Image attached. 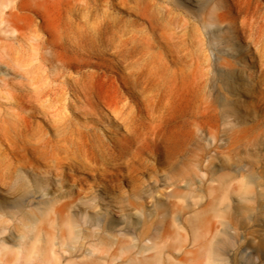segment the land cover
Segmentation results:
<instances>
[{
	"label": "bare ground",
	"instance_id": "obj_1",
	"mask_svg": "<svg viewBox=\"0 0 264 264\" xmlns=\"http://www.w3.org/2000/svg\"><path fill=\"white\" fill-rule=\"evenodd\" d=\"M74 1L78 0H0V71L6 68L14 77H20L28 84H38L40 92L43 90L40 85L45 84L46 89L47 85L52 86L49 87L52 100L47 105L52 110L47 114L55 122L54 138L43 137L30 148V155L36 149L40 151L38 158H27L9 147H0V211L10 215H0V264H185L182 254L188 253L186 245L178 244L177 249L165 245L159 225L153 229L148 222L154 217H166L167 203L155 200L152 206L145 207L142 198L152 195L162 181L167 185L174 184V188L163 195L165 200L180 198L187 202L195 196L192 193L199 183L195 172L185 183V188L193 191L187 196L175 187L174 181L182 176L174 168L163 175L143 163L139 166L144 170V176L137 177L128 163L126 177L130 183L126 194L114 182L113 176H102L95 186L78 182L68 174L74 171L73 165L62 161L71 156L82 168H91L86 160L96 161L95 156L101 160L121 158L139 142L135 135H139V128L144 127L136 119L137 113L141 112L137 108L139 104L134 109L123 103L115 82L126 86L132 96L136 92L153 93L159 116L150 127V135L173 130L175 136L179 133L181 123L170 124V121L173 106L179 107L183 98L187 102L189 121L195 127L201 108L205 111L211 108L210 103L201 106V90L205 88L206 80L215 75L216 69L235 72L236 79L227 85L229 93L235 97L233 102L242 107L251 91L246 68L253 67V60L246 56L244 45L239 42L241 37L247 36L252 38L256 49L264 48V16L258 19L255 12H248L236 25L230 12L223 10L222 0L211 6L208 4V10L200 0H168L181 12L199 18L204 34L211 42L210 52L206 54L202 48L203 40L195 31L188 42L183 38L186 26L179 19L173 24L176 31L173 28L170 35L164 34L161 31L163 19L170 11L166 10L163 17L159 7L148 0L129 2L150 30L159 32L156 39L146 37L141 24L122 22L108 13L102 22L93 26L85 22L74 24L67 18L61 23L63 16L77 11ZM235 9L240 14V7ZM33 17L40 20L35 21ZM172 22L166 21L167 25ZM39 30L47 32L46 40L35 35ZM16 40H22L27 52H17ZM105 53H109L117 65L114 79L106 74L109 72L106 69L104 72L92 69L100 68L105 61L100 58L101 63H95L89 57L99 59ZM45 62L49 65L48 70H41L40 64ZM52 67L60 72L70 68L78 73L71 80L75 94V99H70L73 107L89 116L101 102L125 130L120 140L111 142L102 138L100 135L104 133L91 120L83 125L69 121L64 113L69 100L65 91L68 81L61 79L59 71ZM37 73L35 77L33 74ZM10 96L8 91L0 88V105ZM224 101V115L231 114L243 120L242 109L233 107L228 99ZM29 108L38 110L32 103ZM42 113L46 112L42 110ZM9 131L7 118L0 111V146L3 145L1 136L5 137ZM137 148L135 146L134 150ZM247 177L238 191H234L236 204L233 207L228 202L230 193L225 181L218 188H207L212 195L210 202L222 204L221 207L211 206L210 210L216 216L235 220L248 210L245 203L251 199L261 200L264 205V180L261 181V192L258 189L255 193L250 186L254 177L251 174ZM261 177L264 178V159ZM218 190L222 191L220 196L212 194ZM18 215L26 220L22 223L26 229H33L38 221L48 218L52 232L30 234L32 230H10L5 216ZM200 218L195 213L187 222L192 225ZM197 242L193 232L189 244L193 246ZM228 244L227 238L205 241L201 248L206 264L215 263L221 255V246ZM112 247V252L107 251ZM105 248L107 250H103ZM261 264H264V255H261Z\"/></svg>",
	"mask_w": 264,
	"mask_h": 264
},
{
	"label": "rangeland",
	"instance_id": "obj_2",
	"mask_svg": "<svg viewBox=\"0 0 264 264\" xmlns=\"http://www.w3.org/2000/svg\"><path fill=\"white\" fill-rule=\"evenodd\" d=\"M129 1H74V9H77V11L75 10L71 14L63 16L61 23L67 18L74 24L85 22L87 25L93 26L95 23L102 22L105 13H108L114 16L116 20L141 24L145 28L143 34L148 38L156 39L159 32L150 30L148 23L135 14ZM148 1L159 7V13L163 17L166 10L170 11L163 19V30L161 31L164 34L170 35L171 30L175 28L176 21L179 19L186 26L183 38L188 42L190 35L195 31L197 37L200 36L203 40L202 48L205 49V53L209 54L211 42L204 34L197 16L192 13L181 12L168 0ZM222 1L224 3L223 10L230 12L231 16L235 18L236 25H239L240 21L243 20V16L248 14V12H255L254 15L258 19L259 16H264V0ZM213 2H218V0H200L201 5L205 3V6L208 4L211 6ZM235 3L236 6H234ZM235 7H240V14L236 13ZM208 8L207 6L206 10ZM33 19L35 21L40 20L38 17H33ZM173 19L174 21L172 22ZM170 20L172 24L167 25L166 21ZM174 30L176 31V28ZM35 35L42 41L48 38L47 32L42 30L36 31ZM240 39L239 43L244 45L243 48H245L244 53L253 60V67L246 68L248 72L246 77L251 91L248 94L247 103H244L242 107L237 106L233 102L235 97L231 96L227 85L234 78L236 79L235 72L216 69L215 75L206 80L205 88L201 90V106L204 103H210L211 108L206 111L201 108L196 126L194 127L189 121L187 102L183 98L179 107L176 106L177 104L173 106L174 110L170 121V124L181 123L179 133L175 136L173 130L167 134L150 135V127L153 126V121H158L159 116L158 106L154 102L153 93L151 91L144 94L136 92L132 96L126 86L120 82H115L119 86L118 91L123 103L134 109L139 104L137 108L141 112L137 113L136 119L140 120L144 125V127L139 128V135H135L139 142L135 145L133 144L121 158L101 160L95 156L96 161L86 160L91 168H82L71 156L62 161L73 165L74 171L68 172V174L73 175L78 182H82L86 186L89 184L95 186L102 176H113L114 182L126 194L129 191L130 183L126 177L128 174V163L133 169L132 174L137 177L144 176V170H141L139 166L143 163L163 175L174 168L182 176L179 180L174 181L177 185L175 187L187 196L193 191L186 189L185 183L192 173L195 172L199 183L196 184L195 191L192 193L195 198L188 199L187 202L180 198L165 200L163 195L168 193V191L170 192L174 188V184L167 185L162 181L158 183L152 195H145L142 198L145 207L152 206L155 200L167 203L168 215L164 218L154 217L149 219L148 222H151L150 228L153 229H155L156 224L159 225L160 232L165 236L163 239L165 245L176 249L178 244L186 245L185 250L188 253L182 254L184 255L183 262L185 264H206L207 259L204 256L201 245L205 241H222L225 238L230 241V244L221 246V255L213 264H261V255H264V242L262 245L260 244L261 241H264V205L261 204V200L251 199L247 201L245 205L249 207L248 210L242 216L232 220L216 216L210 210L212 205L221 207L222 204L216 201L210 202L212 195L210 196L207 189L208 187L218 188L225 181L230 193L228 202L233 207L236 204L234 191H238L240 185L247 180L248 175L251 174L254 177V182L250 183V186L255 193H258V189L261 192V181L264 180L261 177V161L264 159V48H261V50L256 49L251 37L246 36ZM15 42L18 47L17 52L21 54L27 52V46L22 40H16ZM51 50L58 52L56 48ZM97 58L96 56H91L89 60L101 63L100 58H102L105 64L100 65V68L92 69L96 72H104V69H106L109 71L106 74L114 79L117 65L113 57L109 53H105L99 59ZM40 67L41 70H48L49 65L45 62L41 63ZM52 69L57 72L60 70H57L56 67H52ZM39 73L33 75L36 77ZM58 75L61 76V79L65 78L68 81L65 91L69 100L66 101L68 106L64 109V113L72 124L83 125L91 120V122H95L97 129H101L104 133V135L100 136L111 142L118 141L124 136L125 130L101 102L99 103V108L95 112L91 111L92 113L89 116L81 114L73 107L70 99H75V94L71 87V80L76 78L78 73L66 68L62 72L59 71ZM0 78H3V80L0 79V88L2 91H8L11 95L10 99L3 101L0 105V111L4 112L10 127L9 134L5 137L1 136L3 145L0 147H9L18 154H24L27 158H38L40 154L38 149L34 150L33 154L30 155L31 146L39 142L43 137L54 138L52 133L55 122L47 114V112L52 110V108H47V105L52 100V90L49 88H52V86L47 85L46 89L45 84H42L40 88H43V90L40 92V90L38 91V84H28L22 78L14 77L11 73H8L6 68L1 69ZM36 91L37 93H35ZM215 96L216 99L213 100ZM225 99H228L233 107H237L239 110L242 109L245 113L243 120L240 121V119L231 114L224 115L223 103H225ZM30 103L34 104L38 110H30ZM42 110L46 113H42ZM135 146L138 147L137 150H134ZM221 193L222 191L218 190L212 194L220 196ZM187 203L188 207L186 206ZM1 212L2 209L0 215L6 213ZM195 213H198L201 218L198 222L191 225L190 222H187V219ZM6 215L9 214L6 213ZM9 216H5L7 220L6 226L14 232L18 229L21 231L32 230L30 234H41V231L52 232L51 220L48 218L38 221L33 229H26L22 225V223L26 222L23 217L19 215L16 217ZM177 225L181 227L177 228ZM191 227L193 228L191 229ZM88 230L91 231L92 229ZM193 232L197 235L199 242L191 246L189 240L193 236ZM107 248L103 250H107ZM113 250L114 248L112 247L107 251L112 252ZM193 251H195L194 254L189 253ZM62 253L67 256L66 252L62 251ZM176 255L179 257V254Z\"/></svg>",
	"mask_w": 264,
	"mask_h": 264
}]
</instances>
